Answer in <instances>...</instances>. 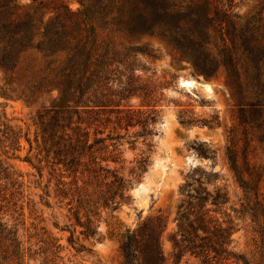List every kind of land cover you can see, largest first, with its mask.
<instances>
[{"label":"trees","instance_id":"1","mask_svg":"<svg viewBox=\"0 0 264 264\" xmlns=\"http://www.w3.org/2000/svg\"><path fill=\"white\" fill-rule=\"evenodd\" d=\"M15 2L0 0L3 86L13 92L21 84L15 96L25 100L57 91L33 119L34 152L23 160L35 169L37 179L45 180L40 200L49 206L53 198L65 207L66 242L76 252L92 251L83 241L102 238V215L131 204L130 189L148 169V156L141 151L123 174L112 165L117 162L113 152L125 143L135 148L139 138L149 151L159 134L154 84L135 74L136 54L149 52L143 44L119 46L117 34L129 39L159 36L198 74L213 77L221 71L239 124L264 140V0L244 19L234 11L233 0H78L75 10L64 0H32L21 16ZM33 51L42 54V64L27 59ZM0 95L8 96L3 90ZM131 97L139 99L145 110L126 104ZM182 123L214 128L219 120L214 114ZM17 138L0 116V211L10 206L12 213L21 216L22 181L1 157L17 144ZM193 149L201 157L212 158V150L203 143ZM226 158L241 188L254 191L255 186L242 179L233 152L227 149ZM218 179L216 171L198 169L181 183L183 198L173 234L176 262L188 253L197 264H253L232 250L230 220L223 219L222 210L227 196L215 185ZM262 208L257 202L252 216ZM17 218L9 222L0 212V262L31 264L46 250L59 256L62 245L49 234L38 240L45 246L31 252L18 232ZM163 228L160 215L140 218L135 227L126 228L120 234L119 264H165L160 243Z\"/></svg>","mask_w":264,"mask_h":264},{"label":"rangeland","instance_id":"2","mask_svg":"<svg viewBox=\"0 0 264 264\" xmlns=\"http://www.w3.org/2000/svg\"><path fill=\"white\" fill-rule=\"evenodd\" d=\"M233 1L234 11L244 19L255 12L260 0ZM64 2L73 10L79 7L78 0ZM31 3L32 0H16L17 14L21 16L28 11ZM115 37L121 47L143 44L149 52L136 54L138 69L135 74L154 84L156 102L153 108L157 115L155 128L159 134L153 137L149 151L140 143L139 138L135 148H129L125 143L113 152L117 162L112 165L123 174H127L135 164L141 151L142 155L148 156V169L141 181L130 189L131 204L122 205L118 210L102 215L99 221L102 238L98 241H83L92 249L91 252H76L67 244L68 231L65 228L69 220L65 207L53 198H49V206L40 200L39 194L42 193L41 187L45 180L37 179L35 169L23 160L25 155L31 156L34 152L36 126L33 119L55 99L57 91H43L29 100L16 97L21 84L11 92L8 85L3 86L0 70V87L3 86L1 90L8 95H0V116L18 135L17 144L1 157L13 165L23 188L22 201L18 202L22 205V215L12 213L10 206H4L0 212L9 222L18 217L15 219L17 224L19 222L18 232L25 244L31 246V252L37 251L39 245L45 246L38 240L47 239L48 234L62 245L59 256H52L46 250L31 264H119L120 234L126 228L135 227L140 218L154 215L162 216L164 222L160 243L165 264H197V260L188 253H183L176 262L173 256V234L177 228L176 210L183 198L179 187L188 175L198 169L213 170L219 175L215 185L223 188L227 196L222 210L225 212L223 219L230 220L233 252L253 264H264V140L259 139L248 126L239 124L223 73L220 71L213 77L198 74L185 58L174 52L159 36L129 39L117 34ZM27 59L43 63L42 54L38 51H33ZM184 80H193L194 83L184 85ZM125 103L138 106L140 111L145 110L139 106L137 98L131 97ZM214 114L219 120L214 128L182 123L189 118ZM29 143L32 146L30 152ZM200 143L212 150V158L197 154L193 146ZM227 149L235 155L242 179L254 185V191H244L236 181L227 162ZM257 202L263 208L261 212L256 209L254 218L251 208H257Z\"/></svg>","mask_w":264,"mask_h":264},{"label":"bare ground","instance_id":"3","mask_svg":"<svg viewBox=\"0 0 264 264\" xmlns=\"http://www.w3.org/2000/svg\"><path fill=\"white\" fill-rule=\"evenodd\" d=\"M183 83H184V85H185V84H186V85H190V84L192 85V84L194 83V81H193V80H184ZM183 83H182V84H183Z\"/></svg>","mask_w":264,"mask_h":264}]
</instances>
